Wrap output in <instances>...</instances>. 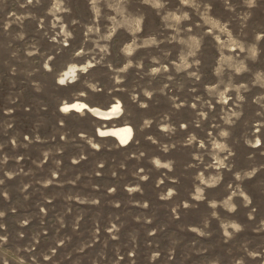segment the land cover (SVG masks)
<instances>
[{
  "label": "rangeland",
  "instance_id": "374dc122",
  "mask_svg": "<svg viewBox=\"0 0 264 264\" xmlns=\"http://www.w3.org/2000/svg\"><path fill=\"white\" fill-rule=\"evenodd\" d=\"M0 264H264V0H0Z\"/></svg>",
  "mask_w": 264,
  "mask_h": 264
},
{
  "label": "bare ground",
  "instance_id": "6f19581e",
  "mask_svg": "<svg viewBox=\"0 0 264 264\" xmlns=\"http://www.w3.org/2000/svg\"><path fill=\"white\" fill-rule=\"evenodd\" d=\"M77 70H78V67L71 65L63 72L62 76L60 77L61 78L60 80L62 82L66 81L65 79L67 78L68 80H71L69 79V77L73 78V76L76 75ZM63 108L65 111H68L70 109L76 110V111L89 110L91 114H94L97 117L104 118V119H110V120L118 119L122 115L123 117H125L124 115L125 113L122 114L123 108H122L121 100L113 103L107 108H102L100 106H91L85 101L75 100L70 103H65L63 105ZM100 134L111 135L115 137L121 145H126L132 141L133 136H134V129L129 124H121V125L107 127V128H100Z\"/></svg>",
  "mask_w": 264,
  "mask_h": 264
},
{
  "label": "water",
  "instance_id": "95a60500",
  "mask_svg": "<svg viewBox=\"0 0 264 264\" xmlns=\"http://www.w3.org/2000/svg\"><path fill=\"white\" fill-rule=\"evenodd\" d=\"M61 108L64 109L63 106H61ZM70 110H71V109H70ZM105 120H110V119H105Z\"/></svg>",
  "mask_w": 264,
  "mask_h": 264
},
{
  "label": "trees",
  "instance_id": "16d2710c",
  "mask_svg": "<svg viewBox=\"0 0 264 264\" xmlns=\"http://www.w3.org/2000/svg\"><path fill=\"white\" fill-rule=\"evenodd\" d=\"M55 110H56V111H58V108H57V107H55Z\"/></svg>",
  "mask_w": 264,
  "mask_h": 264
}]
</instances>
